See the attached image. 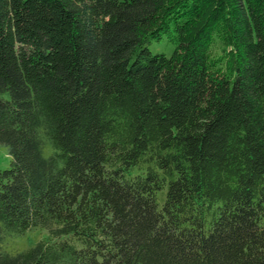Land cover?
<instances>
[{"label":"trees","instance_id":"trees-1","mask_svg":"<svg viewBox=\"0 0 264 264\" xmlns=\"http://www.w3.org/2000/svg\"><path fill=\"white\" fill-rule=\"evenodd\" d=\"M0 148V264H264V0H0Z\"/></svg>","mask_w":264,"mask_h":264},{"label":"rangeland","instance_id":"rangeland-1","mask_svg":"<svg viewBox=\"0 0 264 264\" xmlns=\"http://www.w3.org/2000/svg\"><path fill=\"white\" fill-rule=\"evenodd\" d=\"M218 46L215 48V53H220L219 43H217ZM150 51L153 54H165L167 57L172 56L174 50H175V44L170 42L167 38H164L161 41H155L153 42L150 47ZM10 166V159L5 151V149L0 148V170H6ZM47 233L44 231H35L32 233H29L23 238H17L8 240L4 247L5 249L12 253L16 254L20 251H23L25 249L31 248L32 246H35L39 241L47 238Z\"/></svg>","mask_w":264,"mask_h":264}]
</instances>
